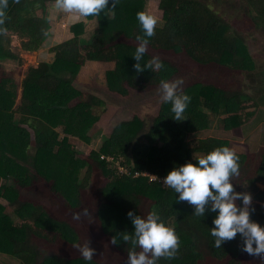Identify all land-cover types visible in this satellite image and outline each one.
Instances as JSON below:
<instances>
[{
  "label": "trees",
  "instance_id": "16d2710c",
  "mask_svg": "<svg viewBox=\"0 0 264 264\" xmlns=\"http://www.w3.org/2000/svg\"><path fill=\"white\" fill-rule=\"evenodd\" d=\"M227 1L157 0L164 24L148 38L142 66L159 57L150 53L149 49H153L185 54L198 66L220 68L224 74L254 72L257 65L245 38L226 20L229 10H221L227 7ZM247 1L242 19L264 32V4L255 6V0ZM147 5L148 0H118L112 9L109 0V10L83 17L96 21L95 28L88 29L85 20L71 25L70 37L51 47L47 59L29 67L17 81L13 77L15 69L4 67L20 61L9 46L10 37L27 38L22 42L24 51L44 49L50 10L56 6L55 0H8L7 19L0 26L7 29L0 33V264H7V258L15 260V264H107L95 256L88 261L82 256L67 259L43 255L33 241L75 244L80 242V235L43 205L21 196L23 189L46 183L67 210L81 213L86 208L84 192L95 167L103 178L97 222L111 241L116 238L113 246L126 260L133 245L122 237L134 232L127 213L133 211L143 217L141 206L145 205L148 214L156 211L180 237L176 257L160 258L157 264H257L258 258L240 250V234L220 248L214 247L211 229L218 211L213 213L206 206L204 216L194 215V206L186 201L178 203L179 193L166 187L163 179L174 168L196 163L217 147L232 149L227 139L201 138L192 148L186 140L189 135L208 131L214 121L211 117L217 118V124L226 132L254 120L255 125L261 122L264 92L254 98L231 89L223 81L193 82L180 91L191 97L185 120H174L171 103L161 102L148 130L145 119L134 114L116 124L101 148L91 151L88 159L76 157L69 136L89 144V130L107 111L101 94H92L87 101L82 99L83 89L93 78L103 81L102 91L126 100L133 93L160 87L162 80L171 82L180 74V67L164 57H159L163 63L159 71L146 69L137 73L133 67L136 61L132 56L139 44L136 37L143 35L136 14L149 13ZM124 37L131 42L124 41ZM103 67L108 69L98 74L97 68ZM17 96L20 99L15 104ZM75 100L78 102L73 105ZM236 154L240 174L238 181L232 180L234 189L239 193H246L245 189L254 192L251 219L264 227V147L257 154ZM116 161L129 173L120 172L114 165ZM135 172L140 173L135 176ZM236 204L242 206L243 201L237 200Z\"/></svg>",
  "mask_w": 264,
  "mask_h": 264
},
{
  "label": "rangeland",
  "instance_id": "374dc122",
  "mask_svg": "<svg viewBox=\"0 0 264 264\" xmlns=\"http://www.w3.org/2000/svg\"><path fill=\"white\" fill-rule=\"evenodd\" d=\"M157 0H148V12L149 14H154L158 17L159 23L158 27L164 24L162 20V15L157 9ZM213 10H217L212 7ZM222 11L224 9H221ZM222 13V12H221ZM234 11H226V20L240 35H242L248 48L251 52L252 57L256 63V70L252 73H232L224 74L221 69H217L212 66H198L195 62L191 61L185 54H175L167 52H157L156 50L149 49L150 53L157 55L159 57H164L168 60L173 61L180 67V74L174 78L172 81L182 79L184 81L183 85L180 87L179 91H182L185 87L193 82L198 81H214L222 82L228 85L233 90H241L250 97L258 98L264 92V32L260 29H255L252 27L248 20L242 19V14H238L239 18L235 16ZM48 26V40L46 47L36 52H25L22 49V42H27V38H20L19 36L13 35L10 37L9 46L13 50V53L18 56L20 61H12L8 65H4L6 69H15L13 72V77L20 81L24 77L27 69L29 67H36L40 60L47 59L48 50L60 44L62 41L70 37V27L71 25L85 20L89 24L88 29L95 28L97 26L96 21H87L83 17L74 16L72 14L64 13L61 10L51 9ZM49 16V17H50ZM130 40L124 37V41ZM108 67L97 68L98 74L103 75ZM94 84V85H93ZM100 84H104L102 80L93 78L91 84H87L83 90L84 100H89L92 94H101L107 103V111L104 113L100 120L89 130L88 136L91 138V142L88 144L83 142L78 138L69 136L71 144L75 146L76 157L79 159H88L89 154L93 150H99L104 143V141L110 136L114 126L122 121H126L132 118L134 114L141 115L146 122L145 130H148V126L152 122L153 118L156 116L159 106L161 104L159 89L160 87L148 90L144 93H133L129 99L122 100L112 94H108L100 89ZM20 96V89L18 90ZM17 96L15 104L19 101L20 97ZM78 100L73 102L76 104ZM257 110L252 109L249 112ZM259 111V110H258ZM261 122H257L255 125V120L233 132H226L220 124H217L218 119L211 117L214 120L211 128L208 131L199 133L196 135H189L186 142L189 147H195L201 138L216 137L219 139H227L232 142V149L236 153L242 154H257L264 147V107H260ZM258 116V115H257ZM112 162L111 158H108ZM255 163V159H253ZM114 165L121 172H126V169L121 166L119 162L116 161ZM100 171L98 168H94V172L90 176L89 186L84 192V198L86 200V208L89 211V217L83 215L81 211V218L76 220L73 218L74 213L67 210L60 199L55 196L52 190L48 187L46 183H40L34 188L23 189L21 196L26 199H30L37 202L44 207H46L52 215L58 220H65L67 223L71 224L80 235V242L75 244H70L67 242L58 241L53 244H46L41 241H33V244L37 246L43 255L55 254L62 258H73L76 256H81L77 249V245L83 246L85 243L90 242L89 246L96 249L95 257L104 261L107 264H126V258L119 254L111 240L101 232L100 224L97 222V205L101 201L100 187L102 186L103 178H101ZM84 175V173H83ZM137 176V174H135ZM154 174L150 177L153 178ZM233 180H237L234 177ZM238 181V180H237ZM246 193L250 194L252 197V202L254 201V192L245 189ZM147 207L145 205L141 206L142 215L146 217ZM80 213V212H79ZM255 260V259H254ZM7 264L17 263L15 260L7 258L4 259ZM257 264H264V261L260 259L255 260Z\"/></svg>",
  "mask_w": 264,
  "mask_h": 264
},
{
  "label": "clouds",
  "instance_id": "9594fccd",
  "mask_svg": "<svg viewBox=\"0 0 264 264\" xmlns=\"http://www.w3.org/2000/svg\"><path fill=\"white\" fill-rule=\"evenodd\" d=\"M16 2L19 3V0ZM117 3L118 0H112V9H115ZM108 5L109 0H55L58 10L85 18L100 15L108 9ZM7 7L8 0H0V26H3L7 19ZM136 19L143 35L136 37L139 44L132 56L136 61L133 67L137 73H143L146 69L159 71L163 68L159 57H153L143 66L141 64L148 50V38L155 35L159 19L154 14L143 11L136 14ZM6 31V28L0 27V33ZM183 83L182 79L171 82L162 80L160 83V100L163 103H171L173 119L176 121L185 120L184 113L191 102L189 95L179 91ZM143 174L151 176L153 173ZM239 174V156L233 149L223 146L200 157L196 163L189 162L174 168L163 179V184L179 193L178 203L186 201L194 206L196 216H204L206 206H209L213 213L218 211L213 220L215 227L211 229V236L215 238L214 247L220 248L224 242L231 241L240 234L243 239L240 250L264 261V227L251 219V213L254 211L250 210L251 195L236 192L234 189L232 180ZM237 200L243 201L242 206L236 204ZM81 215L79 212L75 213L73 218L79 220ZM83 215H89L88 209H84ZM127 215L134 225V232L122 237L124 242L131 241L133 245L128 251L126 264H157L160 258L176 257L180 248V237L175 228L167 225L156 211L150 212L146 217L137 216L133 211H129ZM111 243L116 244L115 237ZM89 244L90 242H87L82 247H76L85 260L92 261L96 249ZM137 247L139 251L136 250Z\"/></svg>",
  "mask_w": 264,
  "mask_h": 264
},
{
  "label": "crops",
  "instance_id": "0c3cea01",
  "mask_svg": "<svg viewBox=\"0 0 264 264\" xmlns=\"http://www.w3.org/2000/svg\"><path fill=\"white\" fill-rule=\"evenodd\" d=\"M225 3H226L225 5L227 7L224 8V6H222V9H224V10L225 9H228L229 11H234L236 13L235 14L236 17L239 16L238 15L239 13L242 14L243 10H245L246 8H248V6H247L248 1L247 0H229V1L225 2ZM263 4H264V0H255V6H259V5L261 6ZM263 10H264V8H263ZM256 15L257 14H256V11H255V16ZM50 18H51V16L48 18V21H49ZM25 52H27V51H25Z\"/></svg>",
  "mask_w": 264,
  "mask_h": 264
},
{
  "label": "built area",
  "instance_id": "2783aa9c",
  "mask_svg": "<svg viewBox=\"0 0 264 264\" xmlns=\"http://www.w3.org/2000/svg\"><path fill=\"white\" fill-rule=\"evenodd\" d=\"M124 168H125V167H124ZM125 169H126V172L129 173V170H127V168H125ZM119 171L121 172L120 169H119ZM139 173H140V172H135V174H137V175H138Z\"/></svg>",
  "mask_w": 264,
  "mask_h": 264
}]
</instances>
